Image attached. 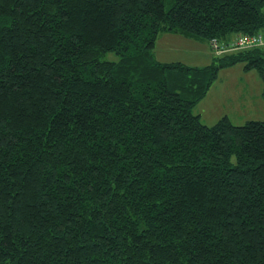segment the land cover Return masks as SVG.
I'll return each mask as SVG.
<instances>
[{
    "label": "trees",
    "instance_id": "trees-1",
    "mask_svg": "<svg viewBox=\"0 0 264 264\" xmlns=\"http://www.w3.org/2000/svg\"><path fill=\"white\" fill-rule=\"evenodd\" d=\"M165 32L264 33V0H0V264H264V120L194 111L264 45L165 62Z\"/></svg>",
    "mask_w": 264,
    "mask_h": 264
},
{
    "label": "rangeland",
    "instance_id": "rangeland-1",
    "mask_svg": "<svg viewBox=\"0 0 264 264\" xmlns=\"http://www.w3.org/2000/svg\"><path fill=\"white\" fill-rule=\"evenodd\" d=\"M166 54L175 60L204 62L202 58L196 61L190 60L185 49L175 50L173 47L167 50ZM105 58L118 60L119 56L114 52H108ZM245 70L244 63H237L224 68L219 73L206 98L194 108L195 113L201 112L203 122L213 125L224 115H228L230 120L237 125L245 124L249 120H264V98L262 96L264 81L257 70Z\"/></svg>",
    "mask_w": 264,
    "mask_h": 264
},
{
    "label": "crops",
    "instance_id": "crops-1",
    "mask_svg": "<svg viewBox=\"0 0 264 264\" xmlns=\"http://www.w3.org/2000/svg\"><path fill=\"white\" fill-rule=\"evenodd\" d=\"M167 34H170V35H167ZM177 36H179V37H177ZM173 47L175 50L185 49L186 52L189 54L190 60H192V61H196V59L202 58V59H204L203 60L204 62H199V61L198 62H185L183 60H175L173 58H170L166 54V51L171 49V48L173 49ZM158 51H159V54H158ZM155 52H156L157 58L161 61H165V62L166 61H183V62H185L187 64H191V65L208 64L212 61V59L214 57V53L211 50L209 42L205 43V41H202V40H196V39L184 37L182 35L174 34V33H170V32L162 33L159 36V38L157 40ZM203 56H206V57H203ZM183 57H184V59H187L186 56H183ZM245 71H247V70H245ZM206 96L202 100H204L206 98ZM202 100H200L198 103H200ZM198 114H200V117H201V112H198ZM224 116H226V115H224Z\"/></svg>",
    "mask_w": 264,
    "mask_h": 264
},
{
    "label": "built area",
    "instance_id": "built-area-1",
    "mask_svg": "<svg viewBox=\"0 0 264 264\" xmlns=\"http://www.w3.org/2000/svg\"><path fill=\"white\" fill-rule=\"evenodd\" d=\"M264 45V33L237 34L229 40L212 38L210 46L214 54H222L229 51L248 49Z\"/></svg>",
    "mask_w": 264,
    "mask_h": 264
}]
</instances>
